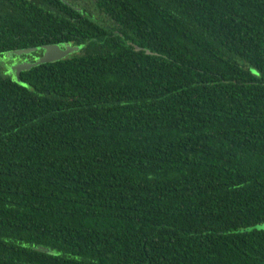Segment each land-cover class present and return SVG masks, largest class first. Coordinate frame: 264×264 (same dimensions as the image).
<instances>
[{
    "label": "trees",
    "instance_id": "1",
    "mask_svg": "<svg viewBox=\"0 0 264 264\" xmlns=\"http://www.w3.org/2000/svg\"><path fill=\"white\" fill-rule=\"evenodd\" d=\"M46 45L0 71V264H264V0H0Z\"/></svg>",
    "mask_w": 264,
    "mask_h": 264
},
{
    "label": "rangeland",
    "instance_id": "2",
    "mask_svg": "<svg viewBox=\"0 0 264 264\" xmlns=\"http://www.w3.org/2000/svg\"><path fill=\"white\" fill-rule=\"evenodd\" d=\"M42 51V59H36L33 54L35 51ZM78 52V49L69 45H49L40 49H27L14 51L0 55V71L2 75L8 77L13 82L20 84L18 75L20 72L27 71L33 62H46L65 59ZM264 230V222L241 231Z\"/></svg>",
    "mask_w": 264,
    "mask_h": 264
},
{
    "label": "water",
    "instance_id": "3",
    "mask_svg": "<svg viewBox=\"0 0 264 264\" xmlns=\"http://www.w3.org/2000/svg\"><path fill=\"white\" fill-rule=\"evenodd\" d=\"M73 48H76V49H78V50L80 49V47H73ZM42 57H43V56H41L40 59H42ZM54 61H58V60H54ZM54 61H46V62H42V63L35 62L34 64H32L31 67L36 66V65H39V64L51 63V62H54ZM31 67H30V68H31Z\"/></svg>",
    "mask_w": 264,
    "mask_h": 264
},
{
    "label": "flooded vegetation",
    "instance_id": "4",
    "mask_svg": "<svg viewBox=\"0 0 264 264\" xmlns=\"http://www.w3.org/2000/svg\"><path fill=\"white\" fill-rule=\"evenodd\" d=\"M46 46H49V45H46ZM35 49H40V48H35ZM35 52H37V53L36 54H33V56H35L36 59H39L42 56V51L40 50V51H35ZM33 63H35V62H33Z\"/></svg>",
    "mask_w": 264,
    "mask_h": 264
}]
</instances>
